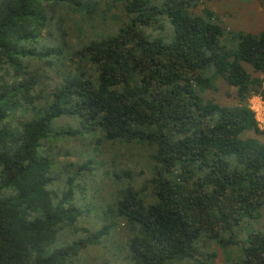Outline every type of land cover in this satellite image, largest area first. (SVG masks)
<instances>
[{
  "label": "trees",
  "instance_id": "trees-1",
  "mask_svg": "<svg viewBox=\"0 0 264 264\" xmlns=\"http://www.w3.org/2000/svg\"><path fill=\"white\" fill-rule=\"evenodd\" d=\"M203 1L112 0L124 20L101 27L108 15L91 0H0V264H78L120 223L128 264H210L207 244L239 245L236 229L264 206V130L249 104L264 99V29H227L211 9L193 10ZM219 77L235 88L234 104L203 95ZM63 115L84 132L57 134L100 130L83 145H143L152 163L138 187L133 170L115 173L130 184L85 237L76 238L79 222L91 210L77 202L76 179L92 160L66 152L57 171L61 151L45 147ZM64 232L75 237L50 250ZM241 247L231 264H264V232Z\"/></svg>",
  "mask_w": 264,
  "mask_h": 264
},
{
  "label": "rangeland",
  "instance_id": "rangeland-1",
  "mask_svg": "<svg viewBox=\"0 0 264 264\" xmlns=\"http://www.w3.org/2000/svg\"><path fill=\"white\" fill-rule=\"evenodd\" d=\"M91 1L97 2V5L100 7L99 9L102 7L105 11L101 12L103 18L106 13L108 15L107 20L98 22L101 23L100 26H116L114 16H117L115 14H118V16L120 15L119 7L116 5L118 8L114 6L110 9L107 2L112 0ZM118 5L121 6L120 4ZM207 9H211L220 15L225 27L227 29H232L234 32H258L264 29V0H204L193 10L198 14H202L204 10ZM77 17L78 20L82 19L80 15H77ZM119 18L124 20L122 15H120ZM118 22L121 24V20ZM98 23H96V25ZM92 26L93 25H89V28ZM168 26L171 27L169 20H167V23L165 21L164 29L158 28L152 32L155 35H163L166 29L169 28ZM74 38L75 40H73V42L75 43L78 39L77 36ZM226 43L228 47L234 46L229 40H227ZM256 74L264 77L262 74ZM203 95L206 98L224 104H234L236 101L235 88L229 86L222 77L216 78L213 85L206 89ZM255 95H259L263 98L260 94H254L253 96ZM253 96L251 98H253ZM80 128H82V125L79 117L63 115L53 122V132L45 142V147L53 145L58 152L61 151V155L58 156L57 171L59 170L61 162H65L68 157L67 154H65L66 152L70 153L69 158L73 161L82 163L88 159L92 160V172L85 171L76 179L77 182L81 183L80 195L76 197L77 202L82 206L86 205L84 207L91 210V212L79 222L80 229L76 238L78 236L85 237L86 235H91L101 230L106 222L103 210L106 209L109 202L112 201L113 193H116V191L130 184L129 179L125 176L117 180L115 173L121 174L125 169L133 170L137 177L134 185L138 187L139 183L150 175L152 166L150 152L143 145H128L127 143L117 142L109 144L106 149L101 152H95L92 146L88 144L87 146L83 145V142H89L91 138L101 136L102 133L100 130H96L91 134H80L79 136H75L71 133H66L65 135L57 134V131H71ZM82 131L84 132L83 128ZM259 137L264 141V133L260 134ZM49 141H51V143ZM39 150L42 151L41 147ZM6 194L13 195L14 192L9 191V193ZM245 221L246 222H244L241 228L236 229L239 245L224 248L213 242L207 244L205 251L215 254L210 264H231L240 259L242 251L241 245L246 240L248 234L258 230L264 232V206L261 208L260 214L256 218H246ZM73 236L74 235L71 233L64 232L61 239L58 240L50 250L62 246L66 241L65 238H73ZM125 242L126 227L124 223H120L116 229L112 230L111 234L105 235L102 239L94 240L92 243L88 244L86 249L83 248L81 250V257L79 258L80 263L78 262V264H94L104 259L111 260L117 264H128L124 260L125 253L122 248ZM176 264L193 263L179 262Z\"/></svg>",
  "mask_w": 264,
  "mask_h": 264
},
{
  "label": "built area",
  "instance_id": "built-area-1",
  "mask_svg": "<svg viewBox=\"0 0 264 264\" xmlns=\"http://www.w3.org/2000/svg\"><path fill=\"white\" fill-rule=\"evenodd\" d=\"M250 108L255 114V118L258 122V126L261 130L264 129V99L255 95L250 100Z\"/></svg>",
  "mask_w": 264,
  "mask_h": 264
}]
</instances>
